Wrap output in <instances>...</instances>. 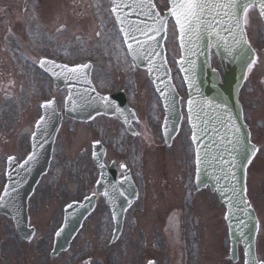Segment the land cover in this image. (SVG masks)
Instances as JSON below:
<instances>
[{"label": "rangeland", "instance_id": "374dc122", "mask_svg": "<svg viewBox=\"0 0 264 264\" xmlns=\"http://www.w3.org/2000/svg\"><path fill=\"white\" fill-rule=\"evenodd\" d=\"M156 1L162 10L167 7L165 0ZM71 2L72 6L68 0H0V189L4 183L5 157L23 156L38 114L34 104L39 96L46 97L53 86L45 75L22 59L24 53L31 57L34 50H44L43 53L70 62L93 60V80L102 92L124 88L130 102H141L142 114L149 109L153 128L156 111L159 119L162 118L151 82L139 78V74H145L141 69L137 82L142 92L135 85L133 64L111 15L109 1ZM18 6H21V15ZM251 17L258 20V16L252 12L248 25L258 60L245 82L241 98L254 140L261 148L249 169L248 193L258 209L264 231V28L260 21L255 25ZM6 24L13 28L8 29L5 51L2 26ZM62 25L66 29L59 27ZM167 50L174 81L185 98L176 68L179 52L173 24L169 27ZM214 62L219 68L217 60ZM144 77L147 78L146 74ZM58 96L62 104L60 91ZM147 105L149 108L145 111ZM147 131V128L142 130V137ZM181 135L185 146L181 141L172 151H165L159 145L151 148L150 142L144 140L143 145L142 139L128 137L116 121L100 118L84 125L66 120L55 144L50 171L38 184L31 202L30 212L38 226V236L32 243H21L11 222L0 219V264H79L83 258L91 259L94 264H145L151 258L159 264H242L241 258L237 263L229 259L224 209L216 197L202 192L192 202L188 181L193 154L185 123ZM98 140L107 146L109 161L126 163L133 169L145 192L128 212L123 233L115 245L109 242L112 224L108 209L101 201L69 253L51 260L52 234L62 218L64 205L84 196L97 176L91 144ZM174 209L180 213L172 217L173 227L168 229V217ZM260 238L263 241L259 255L264 259L263 233Z\"/></svg>", "mask_w": 264, "mask_h": 264}, {"label": "water", "instance_id": "95a60500", "mask_svg": "<svg viewBox=\"0 0 264 264\" xmlns=\"http://www.w3.org/2000/svg\"><path fill=\"white\" fill-rule=\"evenodd\" d=\"M112 2L113 9H116L113 12L124 32L126 43L132 45L129 49L131 55L141 66H148L151 70V78L155 79L154 72L147 62L158 63L161 60L164 55L163 40L166 22L170 17L175 20V17L169 15V11L165 13L164 17H160L155 8L152 7L151 0H112ZM254 5L261 13L260 0H256ZM262 17L264 18V14ZM237 20H239L238 27ZM221 23L232 28L233 35H229L228 32H221L220 37H217L214 31L210 32L206 27L197 25L199 31L193 32L191 39L185 36L182 40L178 27L180 43L185 56L182 64L186 67L189 78L187 85L190 99L193 101L191 113L189 112V104L187 109L193 131L192 140L193 135H196L197 139L193 142L197 154L204 160L199 167L198 180L200 186L210 185L211 190L217 192L220 200L227 207V222L232 239L234 259H236L237 244L240 242L246 252L245 264H252L253 260L255 264H261L257 262L255 257L256 217L245 196L246 166L256 151L251 155L238 154L234 151L229 156L226 150L234 145L239 148V145L235 144L236 141L254 146L250 142L248 128L242 119L241 105L237 100L248 67L239 58L238 52L241 47L247 49L248 60L253 59L254 52L245 42L242 25L243 13L238 12L236 18H225ZM213 28L215 31H219V29H215V26ZM155 29H160V31H155ZM128 33L133 34L136 39H128ZM210 35L212 37L211 47H209ZM237 41H241V43L238 44ZM211 48L220 58L224 68L226 61L232 66L231 71L226 69L224 71L225 85L220 83L219 73L210 67L209 53ZM84 70H86V74H84ZM75 73L79 76H86L88 81L87 68H79ZM177 103L178 101L173 100L168 122L165 123L168 139L172 135V131H176L180 121ZM55 132L54 125L50 127V132H47L46 129L37 132L35 156L41 157L42 153L43 155L47 153V147L50 148ZM229 140L233 141L234 144H228ZM221 155L227 160L235 157L236 167L231 169L235 173L234 177L226 176L229 167L224 160L219 159ZM32 172L30 169L23 174L25 182L31 177ZM233 189L236 191L235 196ZM82 209L83 207H76L70 214V221L62 231V239L66 237V242L72 236L78 223L76 214ZM122 212L121 207L114 211L118 218L122 216Z\"/></svg>", "mask_w": 264, "mask_h": 264}, {"label": "snow or ice", "instance_id": "6c2138e0", "mask_svg": "<svg viewBox=\"0 0 264 264\" xmlns=\"http://www.w3.org/2000/svg\"><path fill=\"white\" fill-rule=\"evenodd\" d=\"M256 3V0H170L171 7L169 8V15L175 17V24L179 27L181 32V39L183 40L185 36L189 37L191 39V36L193 32H198L199 29L196 27L199 25L200 27H206L210 32L214 31L215 36L220 37L221 32H228L229 35H233L232 28L223 25L221 22L225 18H236L237 13L241 12L243 14H246L254 4ZM154 7V6H152ZM260 8L261 13L264 14V0H260ZM113 11H116L114 8ZM154 15V14H153ZM213 26H215V29H219V31H215ZM239 26V20H237V27ZM155 31H160V29H155ZM128 39L135 40L136 37L128 33ZM199 38V37H197ZM211 35L209 36V47H211ZM238 44L241 43V41H237ZM129 49H131L132 45H128ZM158 55V53H157ZM238 56L241 60L245 62L246 65L250 66L252 63H254V60H248L247 59V49H244L241 47V49L238 52ZM54 64V62H50L47 60L41 61V67H43L45 64ZM56 68L61 69L62 71L66 73H75L79 68H87V65H77L72 68H68V66L64 65H55ZM98 100H104L106 101L109 106H111V98L110 97H97ZM54 102L53 101H46L44 104L41 105L43 108H50ZM189 112L191 113L192 108L191 105L193 104V101L189 99ZM45 121V117H41L40 121L37 122V127H40L43 122ZM197 139L196 135H193V140L195 141ZM96 144H99V141L96 142ZM228 144H234L233 141L229 140ZM235 144L239 145V148H237L235 145L230 148L226 149L228 151L229 156L232 155V152H237L238 154H248L251 155L256 151L255 146H250L246 144H242L240 141H236ZM35 154L33 153L28 157V160L25 162L26 164L34 160ZM13 157H9V160H13ZM219 159L224 160V162L228 165L229 171L226 173V176L234 177L235 173L231 171L232 168L236 167V164L234 163L235 157L231 160H227L221 155ZM204 162L203 157H201L199 154L196 156V164H197V170L199 171L200 165ZM99 167L101 169L104 168L103 164H100ZM121 168H126V165L121 164ZM125 180H127V177H125ZM98 184L102 183V180L97 181ZM16 192L15 186L9 190L8 187L4 190V195L0 196V207H3V201L5 198L14 199L12 196V193ZM105 196H108V192L104 193ZM95 195V193L93 194ZM123 195V193H121ZM233 195H236L235 189H233ZM85 199L91 200L92 197H86ZM71 207V205L69 206ZM113 219H116L115 213L113 214ZM63 229L58 231L56 233L57 237L61 235V232ZM85 264H91V261H86ZM149 264H152L150 261ZM252 264H255V261L253 260Z\"/></svg>", "mask_w": 264, "mask_h": 264}]
</instances>
